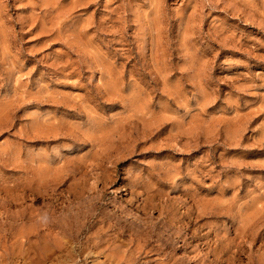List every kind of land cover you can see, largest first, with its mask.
Wrapping results in <instances>:
<instances>
[{"label":"rangeland","instance_id":"374dc122","mask_svg":"<svg viewBox=\"0 0 264 264\" xmlns=\"http://www.w3.org/2000/svg\"><path fill=\"white\" fill-rule=\"evenodd\" d=\"M0 233V264H264V0H0Z\"/></svg>","mask_w":264,"mask_h":264},{"label":"bare ground","instance_id":"6f19581e","mask_svg":"<svg viewBox=\"0 0 264 264\" xmlns=\"http://www.w3.org/2000/svg\"><path fill=\"white\" fill-rule=\"evenodd\" d=\"M15 220H16V219H15ZM2 226H3V225H1V227H2ZM6 226H7V225H6ZM14 226H15V225H14ZM8 227H10V226H8ZM11 227H12V226H11ZM39 227H40V226H39ZM5 228H6V227H5ZM5 228H4V230H5ZM13 228H14V227H13ZM16 228H17V227H16ZM30 228H31V227H30ZM34 228H36V227H34ZM6 229H7V228H6ZM10 229H11V228H10ZM70 229H71V228H70ZM8 230H9V229H8ZM22 230H23V229H22ZM11 231H14V230H11ZM11 231H10V232H11ZM15 231H17V230H15ZM34 231H35V230H33V232H34ZM64 231H65V230H64ZM6 232H7V231H6ZM31 232H32V230H31ZM36 232H37V230H36ZM21 233H22V231H21ZM24 233H25V232H24ZM0 234H1V233H0ZM9 234H10V233H9ZM26 234H27V233H26ZM32 234H34V233H32ZM32 234H31V235H32ZM36 234H37V233H35V235H36ZM40 234H41V233H40ZM43 234H44V233L42 232V234H41L42 237H43ZM76 234H77V233H76ZM1 235H3V234H1ZM18 235H19V234H18ZM24 235H25V234H24ZM24 235L22 234V237L20 236L21 239L23 238ZM48 235H50V233H49ZM141 235H142V234H141ZM16 236H17V235H16ZM32 236H33V235H32ZM37 236H38V234H37ZM45 236H46V233H45ZM0 237H1V236H0ZM5 237H6V236H5ZM12 237H13V236H12ZM18 238H19V236H18ZM34 238H35V237H34ZM15 239H17V238H15ZM15 239H14V240H15ZM21 239H20V240H21ZM26 239H27V237H26ZM4 240H6V238H5ZM14 240H12V241H14ZM24 240H25V239H24ZM29 240H30V237L28 238V240L26 241V243H27ZM32 240H33V239H32ZM32 240H31V241H32ZM12 241H11V242H12ZM37 241H38V240H37ZM41 241H42V240H41ZM41 241H40V242H41ZM50 241H51V240H50ZM1 242H2V241H1ZM1 242H0V244H1ZM11 242H10V243H11ZM22 242H23V241H22ZM29 242H30V241H29ZM33 242H34V241H33ZM43 242H45V241L43 240ZM47 242H48V241H47ZM4 243H5V242H4ZM12 243H13V242H12ZM17 243H18V242H17ZM17 243H16V244H17ZM24 243H25V242H24ZM31 243H32V242H30V244H31ZM37 243H38V242H37ZM41 243H42V242H41ZM51 243H52V242H51ZM5 244H8V243H5ZM35 244H36V242H35ZM49 244H50V242L46 243V245H48V246H49ZM1 245H2V244H1ZM12 245H15V244H12ZM21 245H22V244H21ZM23 245H24L23 248H25V244H23ZM39 245H40V244H39ZM39 245H38V247H39ZM2 246H3V245H2ZM2 246H1V247H2ZM18 246H19V245H18ZM33 246H34V244H33ZM35 246H36V245H35ZM48 246H47V247H48ZM1 247H0V248H1ZM4 247H5L4 249L7 250V249H6V246H4ZM13 247H14V246H13ZM16 247H17V246H16ZM16 247H14V248H16ZM2 248H3V247H2ZM9 248H12V247H10V245H9ZM9 248H8V249H9ZM19 248H20V246H19ZM23 248H22V249H23ZM27 248H28V245H27ZM27 248H26V249H27ZM39 248H41V247H39ZM35 249H36V248H35ZM67 249H68V248H67ZM0 250H2V249H0ZM15 250H16V249H13V251H15ZM20 250H21V249H20ZM20 250H19V251H20ZM39 250H40V249H39ZM10 251H11V250H10ZM10 251H9V252H10ZM25 251H26V250H25ZM31 251H32V250H31ZM36 251H37V250H36ZM3 252H4V251H3ZM21 252H22V251H21ZM39 252H40V251H39ZM41 252H43V249H42ZM0 253H2V251H0ZM4 253H5V252H4ZM4 253H2V255H3ZM7 253H8V252H7ZM11 253H12V252H11ZM11 253H10V254H11ZM5 254H6V253H5ZM5 254H4V255H5ZM10 254H9V255H10ZM13 254H14V253H13ZM18 254H19V253H18ZM25 254H26V252H25ZM55 254H56V253H55ZM0 255H1V254H0ZM6 255H7V254H6ZM23 255H24V254H23ZM27 255H28V254H27ZM10 256H11V255H10ZM28 256H29V255H28ZM123 256H124V255H123ZM135 256H136V255H135ZM138 256H139V255H138ZM13 257H14V256H13ZM15 257H16V255H15ZM18 257H20V256H18ZM24 257H25V256H24ZM5 258H6V257H4L3 259H5ZM11 258H12V257H11ZM46 258H47V257H46ZM120 258H121V257H120ZM15 259H16V258H15ZM18 259H19V258H18ZM56 259H57V258H56ZM121 259H122V258H121ZM10 260H11V259H10ZM47 260H48V259H47ZM12 262H13V261H12ZM9 263H10V262H8V264H9ZM37 263H38V262H37ZM70 263H71V262H70ZM13 264H14V263H13ZM60 264H61V263H60ZM127 264H128V263H127Z\"/></svg>","mask_w":264,"mask_h":264}]
</instances>
